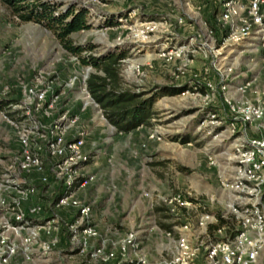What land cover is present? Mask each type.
Segmentation results:
<instances>
[{"label":"rangeland","instance_id":"374dc122","mask_svg":"<svg viewBox=\"0 0 264 264\" xmlns=\"http://www.w3.org/2000/svg\"><path fill=\"white\" fill-rule=\"evenodd\" d=\"M51 1L87 10L89 26L71 33L83 55L126 53L127 85L185 89L157 97L151 124L119 132L87 91L94 68L0 4V264H122L130 236L160 264L180 232L210 244L244 229L246 208L264 212V183L244 156L264 121L233 108L263 95L261 51L256 39L228 38L223 0ZM27 150L38 166H22ZM204 213L214 215L207 226Z\"/></svg>","mask_w":264,"mask_h":264},{"label":"built area","instance_id":"2783aa9c","mask_svg":"<svg viewBox=\"0 0 264 264\" xmlns=\"http://www.w3.org/2000/svg\"><path fill=\"white\" fill-rule=\"evenodd\" d=\"M219 20L225 27L228 38L233 39L234 42H242L248 38L258 41L261 65L264 69V0H223ZM36 94L40 99L45 96L43 90L40 92L37 90ZM233 108L240 113L245 123L254 120L264 121V91L257 102H243ZM262 126L264 128V123ZM61 140L62 137L58 136L51 142L53 152H60L58 145ZM80 143H82L81 138L70 142V146L77 147ZM249 145L250 147L244 151L245 161L249 164V173H256L258 187L264 183V133L262 136L251 138ZM26 153L22 166H38L39 158L30 154L28 150ZM177 200L184 203L180 198ZM245 211L247 213L243 216L244 229H238L234 234L218 238L210 244H205L203 240L194 242L188 232H180L171 256L160 264H256L264 240V212L259 205L246 208ZM211 218H214L213 214L204 213L200 217L199 224L207 226ZM250 230H253L255 235H252ZM129 246L134 248V254L122 264H149L146 254L138 249L139 242L133 236H130L119 248L125 253ZM203 247L206 250L205 261L201 260ZM111 255H114V252H111Z\"/></svg>","mask_w":264,"mask_h":264},{"label":"trees","instance_id":"16d2710c","mask_svg":"<svg viewBox=\"0 0 264 264\" xmlns=\"http://www.w3.org/2000/svg\"><path fill=\"white\" fill-rule=\"evenodd\" d=\"M0 4L6 5L21 21H35L51 29L65 49L78 55L83 64L94 68L86 78L87 90L107 121L119 132L151 124L156 113L154 104L157 97L185 89V86H164L161 92L148 95L127 85L123 79L121 61L126 57L125 52L83 55L88 48L75 43L71 33L89 26L85 8L75 9L72 6L63 11L51 0H0ZM188 141V138L183 139V142ZM217 219L212 224L216 229L226 221L220 213ZM161 225L167 227L164 223Z\"/></svg>","mask_w":264,"mask_h":264}]
</instances>
